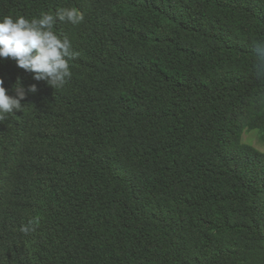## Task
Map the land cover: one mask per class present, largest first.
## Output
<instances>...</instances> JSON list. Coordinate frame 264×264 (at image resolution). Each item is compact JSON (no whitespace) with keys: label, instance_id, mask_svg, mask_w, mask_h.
<instances>
[{"label":"trees","instance_id":"16d2710c","mask_svg":"<svg viewBox=\"0 0 264 264\" xmlns=\"http://www.w3.org/2000/svg\"><path fill=\"white\" fill-rule=\"evenodd\" d=\"M76 8L61 88L0 58V264H264V0H0ZM35 221V231L21 227Z\"/></svg>","mask_w":264,"mask_h":264},{"label":"clouds","instance_id":"9594fccd","mask_svg":"<svg viewBox=\"0 0 264 264\" xmlns=\"http://www.w3.org/2000/svg\"><path fill=\"white\" fill-rule=\"evenodd\" d=\"M83 19V14L74 7L58 8L54 13L44 12L31 19L22 15L3 16L0 18V58L13 60L18 68L32 73L36 81H45L53 89L61 88L72 75L69 61L78 53L71 41L60 37L54 28L58 21L78 25ZM37 91L36 84L25 89L18 78L15 95H10L0 78V121L22 110L21 101ZM35 223L23 225L21 232L35 231Z\"/></svg>","mask_w":264,"mask_h":264},{"label":"rangeland","instance_id":"374dc122","mask_svg":"<svg viewBox=\"0 0 264 264\" xmlns=\"http://www.w3.org/2000/svg\"><path fill=\"white\" fill-rule=\"evenodd\" d=\"M241 140L242 142L257 148L260 151H264V142L258 140L255 130H243Z\"/></svg>","mask_w":264,"mask_h":264}]
</instances>
